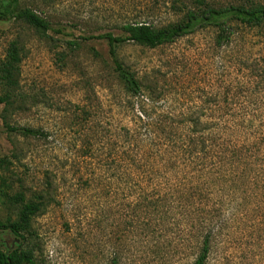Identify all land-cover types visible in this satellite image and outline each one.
I'll return each instance as SVG.
<instances>
[{
	"label": "rangeland",
	"instance_id": "rangeland-1",
	"mask_svg": "<svg viewBox=\"0 0 264 264\" xmlns=\"http://www.w3.org/2000/svg\"><path fill=\"white\" fill-rule=\"evenodd\" d=\"M169 1L0 0V62L13 42L21 57L18 84L0 82L10 99L0 104V223L17 218V193L40 205L23 232L37 264H192L206 235L205 264H264L263 28L235 24L221 45L214 27L119 45L135 95L96 38L177 21ZM23 9L50 28L15 18ZM211 117L233 119L241 143L255 140V179L242 162L172 163L161 152L179 136L201 145ZM19 243L0 229V250Z\"/></svg>",
	"mask_w": 264,
	"mask_h": 264
},
{
	"label": "trees",
	"instance_id": "trees-1",
	"mask_svg": "<svg viewBox=\"0 0 264 264\" xmlns=\"http://www.w3.org/2000/svg\"><path fill=\"white\" fill-rule=\"evenodd\" d=\"M169 9L178 20L162 26H155L145 21L129 22L122 26L123 33L114 35L104 33L96 38L104 39L108 45V54L113 63L114 71L130 94H137L140 85L134 73L119 62L116 49L125 42H134L146 47H155L165 43H171L177 38L193 33L196 30L214 27L217 30L216 42L221 45L227 43L234 33L235 24H243L249 27H261L264 31V1L261 0H238L236 3L220 4L216 0H170ZM15 18L22 19L38 30H48L47 21L39 17L29 9H23L15 15ZM20 55L17 45L10 44L5 59L0 62V82L9 88L18 84ZM0 104L5 109L10 105L8 94L0 95ZM233 119H231L232 121ZM230 119L223 117H211L202 123L208 130L205 138L201 136L202 144L196 145L195 138L187 137L174 139L172 144L161 143V152H167L168 161L175 163L178 160L183 163L187 158L204 160L210 166L212 164L242 162L244 164L243 176L256 177L260 169H256L254 159L258 149L246 137L241 143L237 128L230 124ZM194 128L200 125L201 117L193 119ZM9 131H17L24 135H34V129L10 127ZM196 133V132H195ZM199 138V137H198ZM256 139V138H255ZM168 139L167 141H169ZM204 142V143H203ZM207 142V143H206ZM257 156V155H256ZM227 174H231L228 169ZM13 202L20 205L17 218L14 221L0 223V229H9L14 235L20 238V243L10 251L0 250V264H37L33 251L25 244L23 232L28 228L30 219L39 210L40 205L36 202H26L21 193L12 197ZM209 253V237L206 235L202 240L199 254L192 264H205ZM112 264H116L114 261Z\"/></svg>",
	"mask_w": 264,
	"mask_h": 264
}]
</instances>
